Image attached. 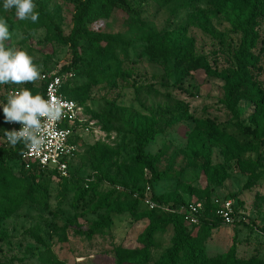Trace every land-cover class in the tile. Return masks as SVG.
<instances>
[{"label": "rangeland", "instance_id": "1", "mask_svg": "<svg viewBox=\"0 0 264 264\" xmlns=\"http://www.w3.org/2000/svg\"><path fill=\"white\" fill-rule=\"evenodd\" d=\"M80 1L34 0L40 18L33 24L18 20L15 9L5 11L0 0V18L12 33L8 45L42 65L41 76L60 73L80 108L79 159L66 179L27 177L17 165L7 166L42 199L23 201L9 215L0 211V264H137L143 256L144 264H162L174 243L165 218L169 206L175 201L218 205L232 195H237L234 223L212 230L183 224L186 234H201L210 264H264V173L254 165L264 149V40L252 73L257 97L245 93L229 99L224 77L188 73L172 58L152 56L143 39L146 31L181 44L187 38L194 54L224 75L234 67L239 43L232 28L238 0H179L164 7L132 2L139 11L133 26L119 10L95 22L98 43L91 44L90 35L80 38L79 63L62 69L71 55L56 35L72 31ZM182 3L188 6L179 8ZM258 31L264 38V21ZM108 37L117 41L115 63L108 60ZM110 73L114 77L101 78ZM19 87L42 94L43 82L0 85V103ZM207 121L217 127L208 158L193 140ZM149 126L158 132L144 152L159 156L156 169L167 177L152 185L149 173L134 164L133 151L135 138ZM245 129L256 130L258 139ZM12 130L0 109V148L10 146L4 133ZM140 195L161 198L163 204L151 214L143 202L135 205Z\"/></svg>", "mask_w": 264, "mask_h": 264}, {"label": "trees", "instance_id": "2", "mask_svg": "<svg viewBox=\"0 0 264 264\" xmlns=\"http://www.w3.org/2000/svg\"><path fill=\"white\" fill-rule=\"evenodd\" d=\"M179 0H81L79 2L78 10L75 15V22L72 31L63 35L60 31L57 32L56 39L59 42L67 44L71 55L70 64L63 66L62 69H68L76 66L79 61L80 46L78 40L85 35L90 39L91 44H97L98 31L93 30L92 25L97 21H104L108 19L115 10H119L125 15V20L133 26L138 21L139 11L134 8L132 2L137 3H149L153 2L158 7H164L171 2H177ZM181 1V0H180ZM240 4L237 11H234L233 17V30L239 33L238 45L234 54V67L227 70L224 75L217 74L211 70L207 63H204L200 56L194 54L192 41L184 39L183 44L177 40H168L162 34L156 32L146 31L143 39L150 44V50L152 56L169 57L172 58L176 65L184 66V69L188 73L203 72L206 77L221 76L226 79V92L230 98H235L236 95L248 93L250 97H257L258 88L255 86L252 73L258 60V54L260 51L259 44L263 43L264 38L258 31L262 28L264 21V0H238ZM187 3H182L179 8L187 7ZM10 10H14L10 9ZM100 36V35H99ZM106 51L108 53V60L111 63H115L117 56L113 52V45L117 44L115 39L111 37L107 38ZM121 42V41H120ZM60 75V73L58 74ZM110 74L101 76L102 79L108 80L114 76ZM69 87L64 82L62 87L63 94L69 99L74 100L78 105L79 102L73 99L67 94ZM72 91V90H70ZM44 96V86L42 94ZM260 97L256 99L259 103ZM194 132L193 140L198 150L203 153L206 158L209 157V142L210 134L217 132V127L207 121V123H201ZM246 134L258 139L257 131L245 129ZM158 131L153 126L146 127L142 133H140L134 141L133 151L135 153L134 164L146 171L150 175L148 180L149 185H152L162 179L167 178L164 172H159L156 169V164L159 160L158 155H148L144 152V148L152 140L153 136ZM264 135V133H262ZM74 144L78 147L80 143L75 139ZM264 147V146H263ZM23 149V144H17L15 147L9 146L0 148V211L3 215H9L17 209L23 201L39 202L42 197L37 192L28 187L23 180L17 181L15 175H11L8 169H11L12 165H17L19 172L23 173L27 177H36L37 175H51L54 178L66 179L58 175L53 170H42L36 166L31 165L29 169H25L24 164L21 161V155L19 154ZM79 159L78 153L72 157L68 163L69 175L74 160ZM10 164V165H9ZM254 165L264 173V149L257 156L254 161ZM18 172V174H19ZM237 195L229 197L233 202L236 201ZM145 195H140L135 199V205L143 202ZM158 206L163 204L161 198L150 195L149 197ZM189 203H183L182 201H175L168 208L169 214L165 217L167 224H169L174 232V243L169 250V255L166 256L162 264H210L204 247L202 245L201 234L196 238H190L185 231L183 224H186L184 216L179 212L181 207H186ZM202 205V213L199 215L201 226L210 230L221 225L222 222L215 216V210L217 205L204 203ZM234 210V222L237 220V207L235 202L233 205ZM160 208V207H159ZM151 210L150 213L154 214L159 209ZM201 228V227H200ZM4 242V237L0 235V244ZM1 246V245H0ZM1 254V250H0ZM146 257H142L140 260H136L137 264H144Z\"/></svg>", "mask_w": 264, "mask_h": 264}, {"label": "clouds", "instance_id": "3", "mask_svg": "<svg viewBox=\"0 0 264 264\" xmlns=\"http://www.w3.org/2000/svg\"><path fill=\"white\" fill-rule=\"evenodd\" d=\"M3 8L5 11L14 8L18 20L39 22L40 13L34 0H3ZM11 36L7 21L0 18V85H35L41 79L42 65H37L25 50L9 46ZM74 104V101L55 95L51 86L48 99L41 94L33 95L26 87H19L7 95L6 103H0L5 122L21 125L19 131H5L4 137L13 147L23 144L19 153L22 157L39 154L51 143L52 125Z\"/></svg>", "mask_w": 264, "mask_h": 264}, {"label": "built area", "instance_id": "4", "mask_svg": "<svg viewBox=\"0 0 264 264\" xmlns=\"http://www.w3.org/2000/svg\"><path fill=\"white\" fill-rule=\"evenodd\" d=\"M44 86V98L48 99L50 86L52 91L57 96H62L64 99L74 101L66 97L62 92L63 80L58 74L41 76ZM75 102V101H74ZM66 115L52 125L53 135L49 137L51 143L39 154H34L28 157H22L21 161L25 169H29L31 165L42 170H53L58 175L65 177L68 171V163L75 155L77 146L74 144L76 138V128L80 117L79 105L75 102L74 106L68 110ZM9 126L16 131L20 130L19 123H9ZM143 204L151 211L159 208L148 196L145 195ZM234 202L230 199L222 201L215 210V216L222 224L230 225L234 223ZM179 212L184 216V220L189 225H199V215L202 213L201 203L188 204L186 207H181Z\"/></svg>", "mask_w": 264, "mask_h": 264}]
</instances>
